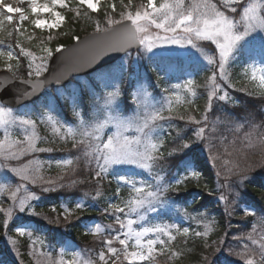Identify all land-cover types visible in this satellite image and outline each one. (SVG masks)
<instances>
[{"label":"snow or ice","instance_id":"obj_1","mask_svg":"<svg viewBox=\"0 0 264 264\" xmlns=\"http://www.w3.org/2000/svg\"><path fill=\"white\" fill-rule=\"evenodd\" d=\"M100 3L101 0H76L75 17H80L81 9L87 10L85 15L88 12L99 13ZM121 3L123 4V0ZM131 4L132 0H129L127 5H123L129 10L119 12V19L109 16L106 12L105 27H101L99 20L95 22V31L105 34L102 50L124 51L126 55H131L128 49L135 46L140 58H143L140 53L142 49L145 54L152 53L148 60L155 63L165 53L153 50L163 48L165 45L194 49L213 68L212 74L207 77L204 85L205 106L198 119L195 116H189L187 119L186 123L197 126L191 130V135L188 129L177 128L175 136L172 137L171 131L163 132L164 126L160 122L173 119L171 115L165 116V112L171 113L174 107L192 104V98L197 95L193 79L164 88L163 91L168 95L163 101H156L149 90L151 85L145 87L146 80L139 75L127 91H122L119 85L106 84L105 88L111 90H108L106 94L94 93L90 97L92 103L88 106L85 105L80 93L69 92L63 97V101L68 109V115L72 118L71 121H65L51 103L45 105L48 113L44 115L40 123L49 125L57 134L61 133V129L66 130L60 138L62 140L70 138L72 147L82 152V157L77 156L76 159L79 161L83 158L85 171L88 173L83 179L78 181L73 179L65 184L45 179L40 173V166L36 165L33 159L24 161L23 158L31 156L32 153L51 152L54 149L37 147V142L41 139L36 131L37 120L26 114H17L11 104H5L3 100H0V129H3L0 133L2 136L0 138V176L3 177L0 180V196L6 194V199L10 201L5 207L4 200L0 199V215L3 216L4 229H8L9 221L16 214L28 213L29 217L48 220L47 216L36 212L32 201L39 200L40 197L30 188V185L40 186L41 191L45 193L55 191L56 188L73 187L77 183L89 182H94L99 189L104 181L111 183L110 177H115L117 198L122 188L129 190L128 198L122 201L123 206L109 202L108 207L103 209L104 213L113 216L120 226V231L102 241L103 248L97 253V259H92L86 250L69 251L66 247H60L56 258L53 257L52 251L41 252V255L46 256L45 264H110V261L111 264H117L121 255L129 264L133 262L144 264L146 261L153 260L154 254H159L171 247L169 242L176 240L174 231L177 234L182 232L184 236L189 235L190 229L187 227L181 229L174 223L155 224L148 217L149 213L159 215L162 209L170 206L169 193L179 191V186L189 176L198 179L199 173L189 158V152L194 151L196 147L206 148L209 162L215 168L217 160L221 159L219 147L228 141V137L224 136L221 130L225 125L234 134L233 139L229 141L231 151L228 147L224 148L229 156L237 152L244 153L245 149H253L257 144L264 149V131H259L264 129V117L257 124L251 117V113L241 115L240 102L234 101L228 91L233 87L231 73L228 72L229 61L245 43L250 42V38L254 39V34H264V0H200V2L192 0L191 3H186V0H162L159 5L157 0H147L146 4L141 5L134 12L130 10ZM28 5V8L24 9L0 0V30L5 24L14 25L13 30L7 35L13 36L15 33L19 36L23 34L22 26L28 22L34 29L47 30L51 33L53 29H59L67 19L60 11H57V8L73 11L67 0H47V2L28 0ZM110 8L112 13H117L115 3H112ZM42 13L46 14L47 18L42 19ZM14 14H18V20L14 21ZM153 26L161 31H150ZM52 39L53 36L49 34L47 41L51 42ZM74 39L78 40V37ZM5 48L7 50H4ZM62 49L63 46L58 45L53 50L42 40L41 55L37 56L23 47L18 40L13 47L5 45L4 40L0 39V58L6 60L3 71L11 74L7 77V83L13 86L18 83L23 86L19 89V95L15 97L17 102L30 100L44 93L52 79L60 83V75L50 73V61L54 53H62ZM217 50L218 55H216ZM22 58L25 62L22 65L23 74L21 75ZM11 61H15V65ZM152 70L156 71V69ZM261 73L257 86L260 89V95L264 96V69H261ZM243 74L248 77V70L244 69ZM251 79L256 80L255 67L252 68ZM5 86L0 84V92ZM248 95L253 93L248 92ZM97 99L103 102L102 105L97 104ZM221 105L223 112H221ZM229 105L232 107L229 108ZM179 119L183 121L185 117L181 115ZM169 127L176 126L170 124ZM10 129L19 131L23 138L11 137ZM106 132L109 134L105 135ZM254 132L257 133L255 137ZM166 136L172 137L176 145L168 152L167 160L164 153ZM238 141L242 145L241 148L236 147ZM161 162H170L172 167L179 170V174L171 180H166L165 175L161 174L163 171ZM58 163L72 165L73 160L67 159ZM230 163L231 161H224V164ZM118 166H134L140 171L128 175L119 171ZM233 168L237 171L233 172ZM157 169L160 170L157 171ZM245 171L246 169L241 168L239 164L232 165L228 168V174L225 175L224 183L220 187L242 186L244 180L250 179L249 176L241 174ZM145 173L151 177L150 180L136 178L143 177ZM217 175L219 176L220 173L217 172ZM232 175H236V181H232ZM11 177L18 178V182L14 183ZM100 195V191L97 190L96 196ZM235 195L239 197L240 193L236 192ZM218 199L228 202V197L224 194H221ZM74 204L73 209L64 207L65 221L73 216L76 210L84 208V204L79 200ZM52 211L55 212V208ZM195 211L201 216L204 215L199 209ZM241 211L245 217L251 216L264 224V209L259 210L258 215L257 209L250 205H243ZM120 214H124L125 217L135 216L137 219H121ZM185 215L196 220L197 224L204 225L205 231H194L192 233L194 236L208 237L213 230L214 221L206 218L197 219L186 210ZM58 221L59 217H57ZM48 222L52 223L50 220ZM137 223L140 227L133 228V225ZM85 227L86 235L89 233L99 235L104 232V227L98 223ZM106 227L112 229L113 226L109 224ZM13 230L19 237L27 235L30 239L32 238V231L25 225L15 226ZM252 231H256L254 225ZM149 234L154 238L144 241V237ZM9 239L14 246L17 244L16 240ZM247 239L257 247L253 249L247 244L244 245L246 252L241 258L245 259V264H264V237L257 240L249 234ZM114 241H117L122 248L118 250L114 247ZM130 241L134 242L133 246L138 250L129 251ZM37 242L38 239H31L33 249ZM39 242L41 245L44 243ZM215 243V241L205 242L202 247L211 248ZM157 245L160 246L159 249L155 247ZM215 250L220 251L219 247ZM172 255L177 256L179 253L172 252ZM202 264H212V261L204 255Z\"/></svg>","mask_w":264,"mask_h":264},{"label":"trees","instance_id":"obj_2","mask_svg":"<svg viewBox=\"0 0 264 264\" xmlns=\"http://www.w3.org/2000/svg\"><path fill=\"white\" fill-rule=\"evenodd\" d=\"M129 0H123V4L121 0H109L103 7L100 8L99 13H91L88 12L85 15L86 9H81V15L79 18L75 17L74 10L76 9V0H71L69 3L70 8L73 11H70L67 8L63 9L65 13L66 22L56 30H53L51 33H39L37 38L47 37L49 34L53 36L51 42H48L47 39H35V41L40 42L43 40L50 44L53 48L58 45L67 46L73 43L76 39L74 37L81 38L82 36L94 32L95 31V22L97 20L100 21L101 27L105 26L104 20L106 19L105 13L107 12L109 16L113 18L119 19L118 13L121 11H127L123 5H127ZM142 0H132L131 9L135 11L140 5H142ZM146 3V1H144ZM5 3L13 4L14 6L19 5L18 0H5ZM115 3L117 7V13L111 12V4ZM13 30V25L5 24L3 29L0 30V38L4 40L6 43L15 44L16 40H19L21 43L25 44L23 40H25V35L13 34V36H8L7 33ZM31 30H33L31 28ZM36 31V30H35ZM18 38V39H16ZM23 41V42H22ZM143 70L147 73V79L149 78V82L151 87L155 88V90H161L167 84L163 80L161 75L165 73V71L172 67L175 68L178 72H183L186 67V63L171 57L160 58L159 61L156 60L155 63H151L150 61L141 60ZM119 64H113L106 68H103L94 74L87 75L83 82L73 79L67 86L62 88L63 93L60 95L56 94V98L49 94V92H45L43 96L33 102V115L38 116L39 114H45L48 112V108L45 105L51 103L55 107V111L59 114L64 115L67 118H71L68 115V109L64 106L63 97L69 92H77L80 93L84 98V103L88 106L92 103L90 97L95 94H100L104 92V80H114L117 75L120 78L123 77V81L121 84V90L127 91L131 84L134 83V79L131 78V75L135 73V68L132 64L128 69L129 72L125 74H120L118 66ZM189 66L195 68L199 67L198 63L188 64ZM163 66H169L167 68H162ZM152 69H156L153 71ZM143 71V74L145 73ZM202 72V73H200ZM209 76V72L207 71H197L195 73V84L197 89V96L194 101L190 105V111L194 114V116L198 119L200 117L201 112L204 109L206 102V88L204 87L207 77ZM143 78V76H142ZM75 83V84H73ZM73 86V87H72ZM57 88L49 89L51 92H55ZM236 97H234V101H239L241 106V115H246L247 111H250L252 108L256 110V115L264 117V96L259 95H248V93L240 90H235ZM52 97L53 100H50L49 97ZM188 107V106H187ZM185 107V108H187ZM216 107V105L214 106ZM232 105H229L231 108ZM199 109V111H197ZM221 112H223V106L221 105ZM220 113H218L219 115ZM72 119V118H71ZM178 122L175 124V128H167L165 127L164 133L169 131L172 132V137L175 136L176 129H188L189 135H191V130L196 128L197 126L194 124L186 123L187 120L176 119ZM176 121L173 122V124ZM172 124V125H173ZM222 132L224 136L228 137V141L224 142L223 146L219 147V151L228 147L230 149L229 141L233 139V132L229 131V127L227 125L222 126ZM261 131L263 129H260ZM172 137H165V158L167 160L168 152H170L176 145L173 143ZM56 150L51 152V155H54L56 158L60 157V154L64 155V157L73 158L75 163L71 165L70 169L66 171L62 177L60 178L59 183L68 184L71 180H80L83 179L88 173L85 171L84 160L81 158L77 161L76 157L81 156L82 152L78 149H74L72 147V143L69 142V145L60 146L56 145L54 147ZM81 152V153H80ZM226 153V152H225ZM224 155L221 154V158ZM227 156V155H225ZM189 158L192 160L196 169L198 170L199 176L198 179H187L182 185L179 186V191L170 192V201L171 205L169 219L173 222H182V218L185 219V222L190 223L189 216L185 215V211L181 212L183 209L186 210L189 214L195 216L199 215L195 210L199 209L203 216L209 215L212 216L216 220V229L212 233L210 237L206 241L202 238H195L192 235L185 236L182 241L175 243L171 250L169 249L167 253L171 256V264H202V258L204 255H208V257H212L213 264H228L229 259L223 254L219 253L216 256L211 252V248H204L202 245L207 243H212L215 241H222L224 237L229 239L233 234H235L236 224L235 221L239 222L237 225L238 228L247 230L250 228L251 224H253L252 217H245L241 211V207L243 205H250L251 207L257 209V213H260L259 210L264 209V160H258V157H253L250 161V166L246 168L247 165H240L241 168H245L246 171L241 173L242 175H247L250 179H246L243 181L242 186L233 185L232 188L227 186L220 187L221 184L224 183V177L228 174V168L232 167V164H222L221 166L217 164L214 168L212 164L209 162L206 148L196 147L194 151L189 152ZM236 163H233V165ZM79 165V167H77ZM163 171L162 175L172 174V177H176L179 174V170L172 167L170 162H161ZM250 169V170H247ZM160 169H157L159 171ZM237 169L233 168V172H236ZM53 172H55L53 170ZM58 173L59 171L56 170ZM217 172L220 175H217ZM111 183L108 181H104L99 189H97L94 182H89L85 184L77 183L73 187H64V188H56L55 191L48 192L43 196L37 204V211L39 213L45 214H53L57 212H64L63 207L67 206L70 209L75 207L74 202L80 201L84 204V208L80 210H76L75 214L77 217L73 218L70 223L67 225V233H65V240L71 239L77 242L82 243L84 239H88L89 234H85L86 230L84 225L92 219L103 216V209L108 207L109 202L114 200L117 197L116 194V180L115 177H110ZM232 181H236V175H232ZM226 188L231 189L230 193L226 192ZM99 190L101 195L99 197L96 196V191ZM122 189L119 192L121 194ZM239 192V197H236L235 193ZM87 193V195H85ZM228 197V202L225 203L220 201L218 197L221 194H224ZM233 197L237 198L236 203L233 201ZM174 202V203H173ZM181 210H178L179 207ZM55 208V212L52 209ZM178 208V209H177ZM108 218V217H106ZM114 219V218H113ZM36 221V220H35ZM26 222L23 219H15L10 225V230L13 231L14 227ZM2 221L0 220V235L4 232V228L2 227ZM36 227L34 231L43 230L45 234H50L53 231L49 230L50 228L43 221H36ZM238 224V223H237ZM47 230V231H46ZM41 232V231H40ZM55 238V236H54ZM24 241V239H23ZM187 241V243H185ZM172 252H178L179 255L173 256ZM2 259V257H0ZM27 264H32L28 258L25 259ZM7 261V260H5ZM124 264V263H123ZM127 264V263H125ZM139 264V263H135Z\"/></svg>","mask_w":264,"mask_h":264},{"label":"rangeland","instance_id":"obj_3","mask_svg":"<svg viewBox=\"0 0 264 264\" xmlns=\"http://www.w3.org/2000/svg\"><path fill=\"white\" fill-rule=\"evenodd\" d=\"M19 1V7L27 9L28 8V0H18ZM109 0H101V3L98 5L99 8L103 7ZM144 1L147 2V0H142V5L146 4ZM41 2H47V0H41ZM68 3L71 2V0H67ZM162 2V0H157V5H159ZM192 0H186V3H191ZM197 2H200V0H197ZM13 5V4H11ZM14 6V5H13ZM141 5L138 7L140 8ZM137 8V9H138ZM63 8H57V11H60L62 15L65 16V13L62 10ZM136 9V10H137ZM134 12V11H133ZM30 15V13H27ZM41 18L45 19L47 18L46 14L42 13L41 14ZM18 20V14H14V21ZM50 22V21H49ZM14 26V25H13ZM32 26L28 23L25 22L24 25L22 26V33L23 35H25V40H23L25 42V44L21 43L19 40V42L22 44L23 47H25L26 49L34 52L37 56L41 55L40 52V42L35 41V39H47V37H40L37 38L39 33H49L47 30H39V29H34L33 27V31H31ZM105 27V26H104ZM26 29V31H24ZM36 30V31H35ZM56 30V29H53ZM52 30V31H53ZM51 31V32H52ZM150 31L152 32H157V31H161V30H157L155 29V27L153 26ZM161 34H163L161 32ZM29 37H31V39H29ZM264 34H254V39L250 38V42L249 43H245L244 46L242 48L239 49V51H237L233 57L231 58V60L229 61V66H228V72L231 73V81L233 84L232 88H229L228 91L231 95V97L234 99V97H236L235 92L233 89L235 90H240V89H245L246 93L251 92L255 95H260V89L258 88V83H259V79L261 76V69H264ZM1 39V38H0ZM18 39V38H16ZM22 41V42H23ZM17 42V40H16ZM45 44L48 47H51L53 50L55 48H53L50 44H48L47 42H45ZM5 45H11L13 47H15V44H10V43H6ZM214 47V45L212 46ZM4 50H7L6 48ZM18 51V49H17ZM154 52H163L165 53L163 56H161L160 58H165V57H171V58H176L179 59L183 62L186 63V67L187 69H185L183 72H178V71H174L176 70L175 68H168L165 73H163L161 75V77H163V80L165 81V83H167L164 88H170L171 85L174 84H182L184 83L185 80L188 79H193L195 81V73H197V71H199L201 69V71H207L209 72V76L212 74V66H209L207 61L201 57L198 53L195 52L194 49H191L190 47H185V48H181L178 45H165L163 48L160 49H154ZM136 53H132L131 55H123L120 60L117 61V63L115 64H119L117 67L119 68V72L120 74H125L126 72H129L128 69L130 67V64L133 65V67L135 68V73L131 75V78L134 79V82L137 79V75H139L140 77L143 76V78H145L146 83H145V87H147L148 85H150L149 82V78L147 79V73L143 70L142 66H144L141 62V60L145 61V63L148 60V57L152 56V53H143L142 49L140 50L141 56H143V58H140ZM216 55H218V50L216 52ZM159 58V59H160ZM158 59V61H159ZM25 62L24 58H22L21 60V68H20V74H23V63ZM6 63V60L4 58H0V70L4 68V65ZM11 63H13L15 65V61H11ZM198 63L199 67L197 68V70L194 71L195 68L189 66L188 64H195ZM169 66H163L162 68H167ZM255 67L256 69V80L253 81L251 79V73H252V68ZM247 69L249 72V76L245 77L243 74V70ZM15 70V69H14ZM143 71L145 72L143 74ZM95 73V72H94ZM92 73V74H94ZM202 73V72H200ZM208 76V77H209ZM86 76H81V77H77L76 80H79L81 82L84 81ZM123 81V77L120 78V76L117 75L116 79L114 80H107V78L104 80V91L103 93L106 94V92L109 89L105 88V85H119V87L121 88V84ZM75 84V83H73ZM73 87V86H72ZM62 88H57V90H55V92H49L50 95H52L54 98H56V94L60 95L63 93V90H61ZM163 89L161 90H155V88L151 87L149 90L152 92L153 96L155 97L156 101H163L167 98V93H165L163 91ZM195 91L197 93V89L195 88ZM241 91V90H240ZM197 96V95H196ZM50 100H53V98L50 96L49 97ZM195 97L192 98V100L194 101ZM102 101L97 99V104L98 105H102ZM33 103L28 104L26 106H23L21 108L15 109L16 113L19 115H24L26 114L28 117L37 120V134L39 135V137L41 138L38 142H37V147H43V148H52L54 149L53 151H55L56 149L54 147H56V145H60V146H66L69 145V142L72 143L71 139L69 138L68 140H62L60 138L61 134H63L66 130L65 129H61V133L57 134L54 133L52 128L45 124V123H40L41 120L44 119V115H46L48 112H46L45 114H39L38 116H34L33 115ZM91 104V103H90ZM89 104V105H90ZM191 105V104H190ZM190 105L189 104H185V105H180L178 107H174V110L171 113L165 112L164 115L168 116L171 115L173 117V119L171 121H161L160 123L163 124V132L166 131L165 127L167 126V128H169V125L173 124L174 121H176L173 125H175L179 119V116L183 115L185 117V120L188 119L189 116H194V114L190 111ZM215 102H214V106H215ZM188 106V107H187ZM187 107V108H185ZM251 113V117L254 119L255 123L259 124L261 122V116L256 115V110L255 109H251L250 111H247V114ZM93 114H95V112H93ZM62 116V118L65 121H71L72 119L65 117L64 115L60 114ZM75 126V125H73ZM111 131V130H109ZM261 131V130H259ZM264 131V129L262 130ZM3 132V129H0V133ZM9 134L11 137L16 138H23L22 134L15 130V129H10L9 130ZM109 134L108 132L105 133V135ZM131 134V133H130ZM254 137L257 135L256 132L253 133ZM0 138H2V136H0ZM79 139V137H77ZM230 145V144H229ZM230 149L229 151H231V146H229ZM237 148H241L242 145L241 143L238 141ZM52 152V151H51ZM51 152H35L32 153L31 156H26L24 157V161H27L29 159H33L36 165L40 166V173L41 175H43L45 177V179H51L57 183H59L60 178L62 177V175L68 171L71 167V165H64V164H60L58 162L60 161H64L67 159H72L73 158H69V157H64V155L60 154L59 158H56L54 155H51ZM81 153V152H80ZM220 153L223 154L224 156L219 159L218 161V165L221 166L222 164H224L225 160L231 161L230 164L233 165V163L236 164H241V165H247L246 168H248L250 166V161L252 160V158L258 157V160H264V149L261 148V146L259 144L256 145V147H254L253 149H245L244 153H234L232 156H229L227 153H225L224 149L220 150ZM82 155V153L80 154ZM227 155V156H225ZM13 164H15L16 162H12ZM75 163V160H73V164ZM217 164V163H216ZM226 165V164H225ZM119 171L124 172L128 175H133L134 173L140 171L139 169H136L134 166H118ZM53 170L55 172H53ZM56 170H58L59 172L57 173ZM137 179H145V180H150L151 177H149L147 175V173H145V175L143 177L137 176ZM172 174H166L165 175V179L166 180H171ZM194 179L191 176H189L187 179ZM3 177L0 176V180H2ZM11 179L13 180V182H18V178L15 177H11ZM187 179L184 181L186 182ZM44 186H48V185H44ZM54 186V185H53ZM30 188L35 191L37 193V195L40 197V199L45 196V192L41 191V187L40 186H34V185H30ZM226 192L230 193L232 190L229 188H226ZM225 195V193H224ZM129 196V190L127 188H122L121 194L119 195V198H115L114 200H112L111 202H115L120 204V206H123L122 201L127 199ZM0 199L4 200V206L7 207V205L10 203L9 200L6 199V194L3 196H0ZM39 200H35L32 201V204L35 206V210L37 211V204L40 201ZM233 201L236 203L237 198L233 197L232 198ZM170 205V204H169ZM67 207V206H64ZM63 207V210H64ZM171 205L162 209L160 214L157 215L155 213H149L148 217L150 219V221L152 223L155 224H176L178 226H180L181 229L187 227L190 229L189 235L194 236L192 233L194 231H200L203 232L205 231L204 229V225L203 224H197L196 220H189L190 223L185 222V219L182 218V222H173L169 219V213L172 212L170 209ZM179 207V206H178ZM181 207H179L178 210ZM70 209V208H69ZM127 211V210H126ZM185 211L184 209L181 211L183 212ZM39 213V212H38ZM76 212H74L73 216H70L69 219L67 221L64 220L63 215L64 212H57L53 213V214H45L42 213L43 215L48 217V220H44L41 219L39 217H29L28 213H23V214H16L13 216L12 220L9 221V227L8 229H4V232L0 235V257H2V259H0V264H27L26 263V258L29 259V261L32 264H45L46 261V256L41 255V252L43 251L44 253H47L48 251H52L53 253V257L56 258L57 253L59 251L60 247H66L69 251H80V250H86L88 252V254L91 256L92 259H97V253L102 250L103 248V244L102 241L105 238L110 237L112 234L120 231V226L119 224L116 223V221L113 219V216L109 213H104L103 216H100L98 218L89 220L85 225L84 228L86 230V225H94L96 223L100 224L102 227H104V232L99 234V235H93L91 233H89L88 235V239H84L82 243L71 240V239H67L64 241L63 238H65V233H67V225L68 223H70L71 221H73L72 219L77 217ZM260 213H258L259 215ZM121 215V219H127V218H131V219H137L135 216L132 217H125L124 214H120ZM57 217H59V221L57 222ZM108 217V218H106ZM197 219H208L211 221H214V224L212 225L213 230L209 233L208 237H210L212 235V233L215 231L216 229V220L209 215L206 216H196ZM15 219H23L26 220V222H24L21 225H25L27 226V228L32 231V238L31 239H38L37 244L35 245L34 249H33V245L31 243V239L25 235L24 237H19L15 231H11L10 230V225L12 224V222ZM0 220L3 222V216L0 215ZM43 221L44 223H46L48 225V227L50 228L49 230L53 231L50 234H45V232H43V230L40 231H34V228L36 227V221ZM52 221V223H49L48 221ZM252 221L253 224H251L250 228L247 230L242 231L243 229L238 228L237 225H239L238 221H235L234 225L236 224V227H234L233 229H235V234H233L229 239H226V237L223 238L222 241H218L217 243L212 245V250L211 252L213 253L214 256H216L217 254L221 253L224 256H226L229 261L228 264H245V259H242V255L246 252V249L244 247L245 244L249 245L250 248H256V245H252L251 242L247 239V236L249 234H251L253 236L254 239H261L262 237H264V224H261L258 220H254V218L252 217ZM238 223V224H237ZM111 224L113 227L112 229H108L106 226ZM20 225V226H21ZM253 225L255 226L256 231L253 232L252 231V227ZM145 226H150V225H145ZM140 224H134L133 228H139ZM47 231V230H46ZM173 235H176V240L175 241H171L169 242L171 244L170 248H166L163 252L159 253V254H154V258L151 261H146L144 262V264H171V256L167 253V251L169 249L173 250L175 249V247L173 248V246L175 245V243L182 241V239L185 237L182 232L180 234H177L175 231L173 232ZM55 236V238H54ZM195 238H198L196 236H194ZM208 237L206 238H202L204 241H206L208 239ZM12 240H16L17 244L14 246L11 242L10 239ZM150 238H154L151 234H149V236L144 237V241H146L147 239ZM24 239V241H23ZM39 241H43V245H41V243ZM134 242L130 241L129 242V251H136L138 250L137 248H135L133 246ZM113 246L116 247L118 250L122 248L121 245H119V243L117 241H114ZM157 249H159V245L155 246ZM219 247L220 251H216L215 249ZM34 251V254H33ZM208 256V255H207ZM210 260L212 261V257H209ZM256 259H258V257H256ZM7 260V261H5ZM125 262H128L127 260H125L123 258V256L121 255V259L119 261H117V264H125ZM139 263V262H138ZM111 264V261H110ZM213 264V261H212ZM217 264V263H215Z\"/></svg>","mask_w":264,"mask_h":264},{"label":"water","instance_id":"obj_4","mask_svg":"<svg viewBox=\"0 0 264 264\" xmlns=\"http://www.w3.org/2000/svg\"><path fill=\"white\" fill-rule=\"evenodd\" d=\"M104 41L105 34L103 32H91L63 48L62 53H55L50 61V73L60 75L61 79L60 83L52 79L46 89L65 86L72 77L89 74L112 64L125 55L124 51L102 50ZM131 51H137V48L135 46L129 48L128 52ZM10 75V73L0 70V84L6 85L0 92V100H3L5 104H11L15 109L41 97L42 93L30 100L17 102L15 97L19 95V89L23 86L18 83L15 86L8 84L7 77Z\"/></svg>","mask_w":264,"mask_h":264}]
</instances>
